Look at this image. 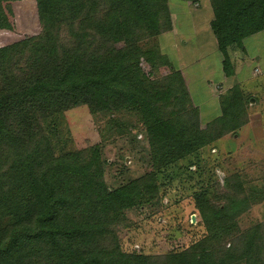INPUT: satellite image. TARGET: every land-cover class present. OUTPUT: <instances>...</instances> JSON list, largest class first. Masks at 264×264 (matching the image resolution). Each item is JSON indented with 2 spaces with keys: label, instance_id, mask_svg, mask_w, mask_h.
Returning a JSON list of instances; mask_svg holds the SVG:
<instances>
[{
  "label": "trees",
  "instance_id": "16d2710c",
  "mask_svg": "<svg viewBox=\"0 0 264 264\" xmlns=\"http://www.w3.org/2000/svg\"><path fill=\"white\" fill-rule=\"evenodd\" d=\"M8 1L19 0H0V30L10 28ZM35 2L42 31L54 30L62 45L40 53L24 38L0 47V264H264V225H238L264 189L238 174L225 188L193 194L205 235L188 247L152 257L124 251L115 238L127 210L157 199L156 173L223 137L222 114L245 103L231 86L208 131L178 70L159 79L144 72L139 42L172 30L168 0ZM209 4L231 77L228 49L264 30V0ZM79 105L92 114H137L152 170L108 190L98 146L56 155L43 122Z\"/></svg>",
  "mask_w": 264,
  "mask_h": 264
},
{
  "label": "rangeland",
  "instance_id": "374dc122",
  "mask_svg": "<svg viewBox=\"0 0 264 264\" xmlns=\"http://www.w3.org/2000/svg\"><path fill=\"white\" fill-rule=\"evenodd\" d=\"M168 5L172 30L139 42L144 72L159 79L171 69L178 70L198 109L201 126L208 131L217 128L215 119L222 114L220 97L231 86L237 84L243 90L245 103L222 114L223 137L157 172V199L152 205L127 210L114 228L124 251L152 257L188 247L205 235L194 206L195 192L209 186L215 189L217 184L225 188V179L237 174L246 183L264 189V47L256 44L261 37L253 39V34L229 48L234 75L226 77L223 70L222 84H209V76L216 78L218 72L213 50L221 56L218 36L209 25V0H168ZM2 7L10 28L0 30V47L24 38H32L40 53L61 47L62 37L54 30L42 31L35 0L3 2ZM253 55L260 56L261 62ZM221 61L223 64L222 56ZM136 115L92 114L86 105H79L43 126L56 155L98 146L104 161V183L113 190L152 170L143 126ZM254 223L264 225V200L253 204L238 220L241 230Z\"/></svg>",
  "mask_w": 264,
  "mask_h": 264
},
{
  "label": "crops",
  "instance_id": "0c3cea01",
  "mask_svg": "<svg viewBox=\"0 0 264 264\" xmlns=\"http://www.w3.org/2000/svg\"><path fill=\"white\" fill-rule=\"evenodd\" d=\"M210 25V24H209ZM257 36H259V38L261 37V39H259V41H257V39H256V44L258 45V43L260 44V46L259 47H264V40H262L263 39V37H264V30L263 31H261V32H259V33H257V34H255V35H253L252 36V38L254 39V37L255 38H257ZM262 40V41H261ZM214 48V47H213ZM216 52V56H215V58H218V60H217V63H218V65H217V67H218V72H217V75H216V78H213L212 76H209V84H213L214 83V85L215 84H217V83H220V84H222L221 82H222V80H223V77H224V74H223V70L225 71V69H224V63L222 64V61H221V56H220V54L218 53V51L217 50H213V53H215ZM262 52V51H261ZM261 52H259V53H261ZM260 55V54H259ZM253 58H255V60L257 61V62H261V58H260V56L259 57H257L256 55H253ZM260 59V60H259ZM253 62H255V61H253ZM259 62V63H260ZM223 65V66H222ZM260 69V68H259ZM262 69H263V67H262ZM216 93H218V92H216ZM216 93H215V95H216ZM216 96H218V95H216ZM217 101H218V97H217ZM251 102H254V99L253 98H251Z\"/></svg>",
  "mask_w": 264,
  "mask_h": 264
}]
</instances>
